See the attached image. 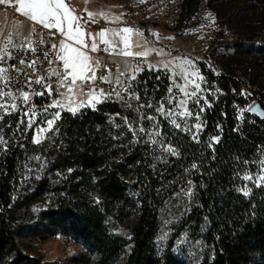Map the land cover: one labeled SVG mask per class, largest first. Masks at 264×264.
<instances>
[{
	"label": "trees",
	"instance_id": "1",
	"mask_svg": "<svg viewBox=\"0 0 264 264\" xmlns=\"http://www.w3.org/2000/svg\"><path fill=\"white\" fill-rule=\"evenodd\" d=\"M203 1L238 40L264 48V0H182L180 19L191 17ZM223 62L221 74L201 63L223 94L204 105L199 140L172 132L168 123L154 144L150 133L138 131L148 120L114 100L75 116L63 111L59 131L40 143L33 142L31 130L10 137L11 146L0 152V264H41L25 253V243L57 234L81 246L75 264H188L170 244L161 254L157 250L161 209L187 185L194 192L174 235L188 229L202 237L212 255L201 264H264V183L251 184L247 195L237 190L264 155V119L248 111L241 120L238 107L251 101L249 89L264 95V84L250 74L247 81L239 78L234 57ZM140 81H146L142 94L155 91L148 110L153 112L163 92L148 71ZM124 117L137 130L135 139ZM215 133L219 141L211 139ZM161 144L179 155L157 160ZM110 223L124 227L128 237L113 233Z\"/></svg>",
	"mask_w": 264,
	"mask_h": 264
},
{
	"label": "rangeland",
	"instance_id": "2",
	"mask_svg": "<svg viewBox=\"0 0 264 264\" xmlns=\"http://www.w3.org/2000/svg\"><path fill=\"white\" fill-rule=\"evenodd\" d=\"M65 2L69 3L81 18L87 21L83 25L85 33L92 32L95 34L90 28L92 21L95 20L94 24L98 27H130L133 37L137 33L144 36L149 45L148 48H150V52L144 57H133L128 63L116 59L115 56L118 55L114 51H108L110 53V60L116 63L118 67L117 74L124 72L125 74L132 75L131 72L125 70L135 67L142 69L140 73L136 74V79L132 81V87L130 89L133 95L139 97V99H132V107L129 108L133 109L138 118H142L140 121L144 120L143 122H145L147 116H152V120H157L159 116L162 119L165 118L156 110L150 112V108L153 107L152 102L155 98L151 93L155 91L150 90L148 92L146 88V94L141 93L142 86L145 85L146 81L142 85L140 75L145 71L156 76L157 81H155V87L161 88L160 92H163L158 98L157 106L160 107L163 101L164 110L168 111L171 109L174 113L183 111L184 108L195 113L206 105L203 97H207V100L210 102L208 105H210L212 102L210 98H216L219 94H223V91L218 87V83L211 81L210 77L204 72L201 63L204 64L205 70H210L215 74H221L223 72V61L232 56L238 60L239 78L247 81L246 74H250L255 78L256 83L264 84V48L250 47L243 41L238 40L236 35L230 32L228 28L220 25L216 13L207 5L206 1L201 3L199 9L191 17L183 20L180 19L182 0H65ZM89 12L92 13L91 18L88 16ZM101 13H104V15H100ZM30 23V18L24 16L23 20H15L9 11L0 8V46L8 43L6 39L8 37L12 38L13 43L18 44L19 39L26 34L27 28L30 27ZM257 46H260L258 42ZM189 62H191L192 67L199 70V76H203L202 81L198 77L192 78L197 79V83L200 84L201 89H211V91H199L191 84V78H186L181 74L179 65L181 63L188 64ZM10 63L11 59L7 61L4 67L9 68ZM162 65H167V70ZM52 79H55V77ZM77 87L83 95L77 93L76 100L77 102L84 100V108L91 107L87 104L89 94L97 96V106L107 101L100 100V93L98 92H86L80 86L79 82L77 83ZM169 88H172V104L167 103ZM181 88H184V91H181ZM3 90L8 91L9 89L8 87H3ZM40 91L47 93L48 90L42 87L36 90V92ZM249 91L252 94L251 101L248 104L238 107V114L241 120L246 118L245 114L256 102H260L264 107L263 93L259 89L256 92H253L252 89H249ZM192 92L198 93V97L201 98L200 105H196L190 99ZM185 93L188 95L186 96ZM14 94L19 99V93ZM122 95H124L126 100L129 99L127 92L123 91ZM55 98L56 93L53 92V94L43 97L33 96L30 103H34L37 106V111H39L40 108L50 105ZM181 99H185L187 103L183 107H177L178 101ZM109 100L120 102L117 99ZM120 103L124 104L122 102ZM150 103L151 107H149ZM50 110L61 111V114L63 111H67V109H57L55 107ZM148 110L150 111L148 112ZM137 112L140 114H136ZM21 119L23 117L20 112L5 115L4 119L0 120V129H2L0 136H3L8 141H10V137L12 136L16 138L17 134L15 133L20 131L16 128V124ZM152 120H148V125L144 126L145 134L160 133L162 136L165 131L164 126L168 123L171 124L172 132L189 134L191 137L192 132L197 131L194 127L196 123H202V130L205 128L201 115L197 118L195 114L186 117H180L177 114L175 116H169V119L160 122H151ZM172 120L181 124V128L177 129L172 124ZM185 120L188 121L189 127L191 128L190 132L183 131ZM127 122L132 124L130 119ZM153 123L157 126H154ZM23 127H26V121L24 125H21V129ZM133 129L135 128L133 127ZM28 130L32 131L33 137L35 130ZM202 130L198 132V135ZM44 135L48 139L47 137L52 138L54 133L50 130L48 133H44ZM213 136L220 137L221 135L220 133H215ZM2 151L3 149H0V152ZM262 162H264V155L259 161L257 170L245 175L251 176L253 179L246 180V186L243 189L249 190L251 184L256 186L263 184L255 183L256 177L264 173V163ZM188 187L192 186L187 185L182 187L166 201L161 209V224L157 237V250L161 254L170 244L173 253L178 258L186 261L188 264H201L206 254L212 255L211 249L205 244L202 237L194 236L188 229H184L174 235L177 231V224L180 223L181 218L189 210L190 197L194 192V188L192 187L193 192L188 195H183L181 192L182 189L186 192ZM40 207L41 205L35 206V209L38 210ZM110 230L113 233L128 237V231L121 225L116 226L110 223ZM177 240H180L179 244H177ZM26 244L29 246L27 249H24L25 253L38 260L41 264L49 262L75 264L72 263L73 257L82 252L81 246L76 245L62 234H57L43 242L28 241Z\"/></svg>",
	"mask_w": 264,
	"mask_h": 264
},
{
	"label": "snow or ice",
	"instance_id": "3",
	"mask_svg": "<svg viewBox=\"0 0 264 264\" xmlns=\"http://www.w3.org/2000/svg\"><path fill=\"white\" fill-rule=\"evenodd\" d=\"M5 4L9 3L10 0H0ZM19 7L16 9L17 12L22 13L25 17L30 18L31 22H34L37 27L42 26V30H52L48 32V36L54 37L56 42L51 44V47L48 52L44 53V57L49 66V71L46 76L35 75L27 76L22 83L30 91H20L19 99L14 94L12 89L4 91L3 87H7L13 82V77L10 75V69L15 66L12 65L9 68L4 67L8 60L14 57V54L22 50V45H18L12 42V38H6L8 40L7 44L0 46V120L4 119L5 115H10L12 113L20 112L23 119L19 120L16 124V128L21 130V132H26L28 129H34L35 135L33 136V141L35 143H40L46 139L44 133H48L50 130L53 133L59 131V125L57 121L61 119V111H51L53 107L57 109H67L72 115H77L85 107V101L80 100L77 102L76 96L77 93H80L77 83L83 84L85 81L94 80L96 77V68L99 67V62L96 61L89 51H96L98 48L103 45L104 51H116L120 46H123V49L127 50L131 47L129 33L132 32L130 27H105L101 28L98 33L88 32L85 33L83 25L87 23L86 20H83L81 16L76 12V10L70 6L69 3H66L65 0H16ZM100 15H104L101 13ZM210 15V14H209ZM89 18L92 17V13H88ZM107 19V17H105ZM115 19V18H114ZM95 23V20L92 21ZM35 28L32 29V32L35 33ZM40 43H44L43 40ZM29 49L32 52H35V47L29 43ZM126 56H142L147 53L140 52H123ZM51 57L52 59H48ZM21 63H26L32 66V71L36 72L35 61H24L21 60ZM151 67V65H149ZM162 67L167 70V65H162ZM181 69V74L186 78H191L190 82L196 87L199 91H211V89H201L200 84L197 83L196 78L203 80V76H199V70L191 66V62L188 64L181 63L179 65ZM16 73L19 75L21 70L15 69ZM125 71L131 72L132 75L125 77L124 72H119L116 77V84L120 86V91H110L105 92L103 89L100 90L99 99L100 100H109L117 99L120 102L124 103L126 108L132 107V99H139L135 97L131 91L127 92L129 99H125L122 92L128 87L124 80L134 81L136 79V74L140 73L142 69L140 67H135L131 69H126ZM55 77V79H52ZM101 80L106 79L105 76L100 77ZM20 83V81H16ZM40 85L42 88L47 89V93L40 91L36 92L33 89V85ZM181 91H184V88H181ZM243 93V90H241ZM53 92L56 93V98L52 100L50 105H47L43 108H40L37 111V106L34 103H30L33 96L43 97L46 95H51ZM169 96L167 97V103H173L172 88L168 89ZM247 94V93H244ZM83 95V93H80ZM187 96L188 94L185 93ZM190 99L196 104L200 105V99L197 92H192ZM203 100L206 105L210 102L207 100V97H203ZM187 101L181 99L178 101L177 107H183ZM87 104L91 106L92 109L97 108V96L94 94H89L87 99ZM143 107V106H141ZM151 107V103L149 104ZM158 113H161L165 118L169 116L179 115L180 117L192 116L195 114L197 118L204 111V108L201 107L199 111L193 113L187 108H184L183 111L178 113L172 112L171 109L165 111L163 108V101L160 104V107L156 108ZM252 111H256L255 108ZM109 119H112L109 117ZM147 120H152V116H147ZM26 121V127L21 129V125H24ZM124 123H127L129 129L133 131V138H136V129H133V125L127 122V117L123 118ZM172 124L177 128H181V124L176 123L175 120H172ZM54 125H56L54 127ZM196 132H192V137L195 140H199L198 132L202 130V123H196L194 125ZM217 128H220V125H216ZM2 131V129H0ZM140 133H144V127L138 129ZM184 132H190L191 128L189 127L188 121H184ZM123 135V133H122ZM160 133L156 134V138L153 139L151 134H149V139L155 144L156 139L159 138ZM50 138V137H47ZM213 141H219V136L211 137ZM10 142L5 140L3 136H0V149L7 151L10 147ZM22 147V145H21ZM211 147V145H209ZM159 151L161 155L155 157L157 160H167L168 156L165 153L171 154L172 156L179 155L177 149L173 148L171 145L161 144ZM39 159V157H36ZM245 164L248 161H244ZM264 163V162H262ZM43 167V165H41ZM191 167L195 169L196 164H192ZM39 169H37V172ZM68 172H72L73 169H67ZM244 179L252 180L251 176H245ZM191 183V182H190ZM255 183L260 184L264 183V173L260 176H257ZM238 191H244L245 195L248 194L249 190L237 189ZM183 195H188L193 192L192 187H188L187 191L181 190ZM177 244L180 243V240L176 241Z\"/></svg>",
	"mask_w": 264,
	"mask_h": 264
},
{
	"label": "built area",
	"instance_id": "4",
	"mask_svg": "<svg viewBox=\"0 0 264 264\" xmlns=\"http://www.w3.org/2000/svg\"><path fill=\"white\" fill-rule=\"evenodd\" d=\"M19 7L16 0H10L9 3L5 4L0 2V8H4L10 12L11 16L15 20H23L24 15L16 11ZM35 28V33L32 32V29ZM52 30H42V26L37 27L34 22L30 23L29 33L24 34L18 42V45H22V50L16 52L14 57L11 59L10 66L14 65V68L10 69V75L13 77V82L9 84L8 89H12L14 93H19L20 91H32L28 89L22 82L27 79V76H35L37 74L46 76L49 71V66L44 57V53L48 52L51 44L55 41L54 37L48 36V32ZM43 40L44 43H40ZM29 43L35 47L36 51L32 52L29 49ZM48 59H52L49 57ZM21 60L24 61H35L36 72L32 71V66L26 63H21ZM98 62L99 67L96 68V77L94 80L85 81L80 86L86 92H98L103 89L105 92L118 91L120 86L116 84V77L118 72V67L116 63L112 62L109 58V52L103 50V45L99 47L98 50ZM20 69L21 72L18 75L15 69ZM105 76L106 79L101 80L100 77ZM129 76L125 74V77ZM20 81L17 83L16 81ZM124 83L128 85L124 92L130 91L132 87V81L124 80ZM40 85H33V89L36 91L40 88Z\"/></svg>",
	"mask_w": 264,
	"mask_h": 264
},
{
	"label": "crops",
	"instance_id": "5",
	"mask_svg": "<svg viewBox=\"0 0 264 264\" xmlns=\"http://www.w3.org/2000/svg\"><path fill=\"white\" fill-rule=\"evenodd\" d=\"M90 28L95 33H98L100 31V29L101 28H105V26L98 27L97 25H95L92 22V25H90ZM29 30H30V27L27 28L26 34L29 33ZM128 35H129V38H130L131 47L129 49L125 50V49H123V46L121 45L120 48H118L114 52L118 55V56H115L116 59L122 60L124 62H128L129 63V60H131L133 57L132 56H126V55L123 54V52L131 51V52H140V53H147L148 54L150 52V48H148L149 45H148L147 41L145 40V38H144V36L142 34L137 33V34L134 35V37H133V34H131V33H129ZM130 35H132V36H130ZM96 54L98 55V50H96L94 52L93 51H89V55H91L96 61H98ZM146 55L135 56V57H144Z\"/></svg>",
	"mask_w": 264,
	"mask_h": 264
},
{
	"label": "water",
	"instance_id": "6",
	"mask_svg": "<svg viewBox=\"0 0 264 264\" xmlns=\"http://www.w3.org/2000/svg\"><path fill=\"white\" fill-rule=\"evenodd\" d=\"M255 108L256 111H252ZM249 112L261 119H264V108L262 107L260 102H256L253 106L249 109Z\"/></svg>",
	"mask_w": 264,
	"mask_h": 264
}]
</instances>
